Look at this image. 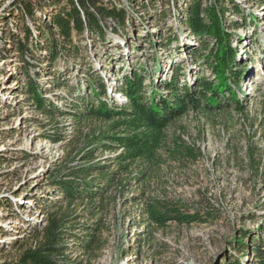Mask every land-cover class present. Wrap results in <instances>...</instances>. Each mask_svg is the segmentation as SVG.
Instances as JSON below:
<instances>
[{
    "label": "rangeland",
    "instance_id": "1",
    "mask_svg": "<svg viewBox=\"0 0 264 264\" xmlns=\"http://www.w3.org/2000/svg\"><path fill=\"white\" fill-rule=\"evenodd\" d=\"M98 1L89 11L121 7L124 26L98 14L103 33L85 29L72 35L73 48L66 53L50 23L51 15L65 11L64 0H0V264H18L36 247L53 213L66 245L60 258L74 264H252L251 245L264 239V0L220 2L227 9L225 26L233 25L230 45L243 73L244 109L188 111L170 127H184L182 137L199 147V158L176 162L163 152L144 185L133 181L110 190L103 208H93L86 198L67 203L50 183L85 164L83 154L93 147L83 135L98 128L75 125L70 113L82 107L79 97L92 95L96 77L106 86L107 96L100 99L109 105L125 101L116 86L130 71L141 74L148 87L166 81L176 68L179 82L212 78L201 65L208 48L198 47L183 21L188 0ZM200 1L204 7L212 0ZM233 5L241 14L231 11ZM34 89L47 107H55L53 113L35 107ZM116 154L95 149L93 161L114 170L106 160ZM141 188L210 218L147 233L136 199ZM87 232L95 242L85 252L76 244Z\"/></svg>",
    "mask_w": 264,
    "mask_h": 264
},
{
    "label": "trees",
    "instance_id": "2",
    "mask_svg": "<svg viewBox=\"0 0 264 264\" xmlns=\"http://www.w3.org/2000/svg\"><path fill=\"white\" fill-rule=\"evenodd\" d=\"M126 1L136 5L137 0ZM171 1L175 4L179 0ZM221 1L212 0L208 5L201 7L200 0H188L183 20L198 47L208 48L207 52L201 55V65L209 71L212 78L200 75L192 82L184 79L179 82L176 68L171 71L166 81L151 82L148 87L141 74L130 71L120 78L116 86V90L125 98L123 103L112 102L109 105L108 101L100 99L101 96L106 97L107 92L99 77L94 81L92 95L79 97L82 107L76 106L75 111L70 113L75 117L74 124L82 122L86 127L92 125L91 127L98 129H92L83 135L88 145L93 146L83 154L82 160L85 164L68 168L65 174L50 183L54 190L60 192L64 201L72 203L75 199L86 198L93 208H103L107 192L109 194L117 189L123 190L133 181L144 185L155 173L156 163L163 152L176 162L196 161L201 154L199 147L183 139L184 127L170 126L188 111L209 113L230 106L237 111L244 109L239 98L243 73L235 63L236 49L230 45L229 30L233 25L225 26L224 14L227 9L220 5ZM98 2L64 0L65 11H57L51 15L50 23L56 29L66 53L73 48L72 35L79 36L85 29L96 31L99 36L103 33L98 14L111 18L121 28L124 26L125 9L109 5L97 8L96 12L89 11L90 6H95ZM231 11L236 15L241 14L238 5L231 6ZM48 30L51 36L50 27ZM23 32L26 36L29 35L28 29L25 28ZM38 34L41 38L42 33L39 30ZM31 100L38 110L46 114L55 110L51 104L46 106V100L35 89L31 92ZM170 128L175 129L171 134ZM95 149L117 153L106 160L111 166H115L114 170H109L106 163L99 165L93 161ZM105 168L108 170L105 171ZM95 173L98 175L95 176ZM88 177L97 179L98 182H93V185L91 180H87ZM158 194L146 195L141 188L140 195L136 197L140 200L139 217L147 233L162 229L170 223L198 224L207 222L210 218L208 212L189 209L165 194ZM58 224L56 213L50 214L49 221L42 229L39 244L26 250L18 264H74L60 258L66 245L62 243L63 230ZM85 235L87 237L76 245L86 252L91 249L95 239L92 232ZM253 239L254 237L250 239V243ZM262 240L264 239L258 237V241L251 245L252 264H264ZM237 243H242V240Z\"/></svg>",
    "mask_w": 264,
    "mask_h": 264
}]
</instances>
